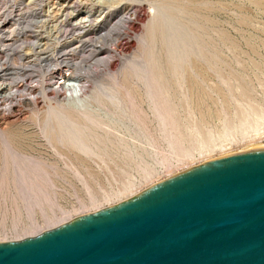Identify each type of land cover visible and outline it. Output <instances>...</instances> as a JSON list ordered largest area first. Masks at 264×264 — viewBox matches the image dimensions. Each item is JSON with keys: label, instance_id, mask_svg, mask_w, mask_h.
Segmentation results:
<instances>
[{"label": "rangeland", "instance_id": "374dc122", "mask_svg": "<svg viewBox=\"0 0 264 264\" xmlns=\"http://www.w3.org/2000/svg\"><path fill=\"white\" fill-rule=\"evenodd\" d=\"M141 35L155 76L120 74L122 61L141 50ZM145 78L163 102L152 105ZM0 131L20 156L41 163L46 195L35 208L26 206V192L17 200L0 142V243L262 147L264 0H0ZM177 154L185 161L178 164Z\"/></svg>", "mask_w": 264, "mask_h": 264}, {"label": "water", "instance_id": "95a60500", "mask_svg": "<svg viewBox=\"0 0 264 264\" xmlns=\"http://www.w3.org/2000/svg\"><path fill=\"white\" fill-rule=\"evenodd\" d=\"M0 264H264V146L208 160L33 237Z\"/></svg>", "mask_w": 264, "mask_h": 264}, {"label": "bare ground", "instance_id": "6f19581e", "mask_svg": "<svg viewBox=\"0 0 264 264\" xmlns=\"http://www.w3.org/2000/svg\"><path fill=\"white\" fill-rule=\"evenodd\" d=\"M128 1V0H127ZM169 15V14H168ZM123 16V15H122ZM162 17V16H161ZM155 20V19H154ZM163 21V20H162ZM153 22V24H152V27H153V25H154V22L155 21H152ZM168 23V22H167ZM150 25H151V23H150ZM113 26V25H112ZM155 28H156V26H154ZM169 27H171V26H169ZM154 28V29H155ZM165 28H166V26H165ZM150 29V32H151V30L153 29V28H149ZM173 29V28H172ZM171 29V30H172ZM177 29V28H176ZM169 30V29H168ZM152 31H154V30H152ZM173 32V31H172ZM112 33V32H111ZM170 34V33H169ZM175 34V33H174ZM85 35V34H84ZM101 35V34H100ZM143 35V34H142ZM138 36V38H136L137 39V41L138 42H136V44L138 43V44H141L140 46H141V50L140 51H135L136 53H132L131 55H129L130 57H129V60H128V62H126L127 60V58H125V60L124 61H122V63H121V66L123 65V63L125 62V64L122 66V68H120L121 69V71H120V74H124V73H128V74H137V76H139V75H141V76H149V77H154L155 76V73L153 74L152 72H150L149 70H151V69H153L154 70V68H155V66H153V65H151V64H146V62H148V61H146L145 63H144V59L146 58V59H151L152 57H151V53H150V50H148V51H144L143 50V48L145 47V42L147 41H145V35L144 36ZM151 35V34H150ZM171 35H173L172 33H171ZM135 36V35H134ZM176 36V35H175ZM174 36V37H175ZM122 37V36H121ZM149 37V36H148ZM164 37V36H163ZM169 37V36H168ZM172 37V36H171ZM180 37V36H179ZM103 37H101V39H102ZM108 38V37H107ZM152 38V37H151ZM166 38H167V36H166ZM90 39V38H89ZM133 39V38H132ZM172 39V38H171ZM174 39V38H173ZM178 39V38H177ZM180 39V38H179ZM178 39V40H179ZM148 40H150V38L148 39ZM169 40V39H168ZM136 41V40H135ZM151 41V40H150ZM169 42V41H168ZM172 42V41H171ZM180 42V41H179ZM178 43V42H177ZM171 44V43H170ZM172 44H173V42H172ZM147 46H148V44H146ZM177 45V44H176ZM109 46V45H108ZM146 46V48H144V49H149L148 47ZM178 47V46H177ZM2 48V47H1ZM90 48V47H89ZM176 48V47H175ZM182 48H184V47H182ZM70 49V48H69ZM185 49V48H184ZM184 49H182V50H184ZM188 49V48H187ZM187 49H185L186 51H188ZM81 50V49H80ZM184 50V51H185ZM172 51V50H171ZM181 51V50H180ZM202 51V50H201ZM157 52V51H156ZM178 52V51H177ZM186 53V52H185ZM189 53V52H188ZM92 55V54H91ZM107 55H108V53H107ZM113 55V54H112ZM117 55V54H116ZM112 57V56H111ZM172 57V56H171ZM180 57H182L181 55H180ZM186 57V56H185ZM105 58H106V56H105ZM124 58V57H123ZM131 58V59H130ZM65 59V58H64ZM104 59V58H103ZM112 59V58H111ZM169 59V58H168ZM189 59V58H188ZM94 60V59H93ZM185 59H181V62H183ZM106 61V60H105ZM160 61V60H159ZM166 61H168V60H166ZM176 62H177V58H176V60H175ZM174 61V62H175ZM170 63H172L171 62V60L169 61ZM174 64V63H173ZM93 65V64H92ZM95 65V64H94ZM179 65H180V63H179ZM157 67V66H156ZM170 67H171V65H170ZM178 67H180V66H178ZM177 67V68H178ZM172 68H173V66H172ZM174 68H175V66H174ZM117 70V73L119 72ZM117 73L115 74V75H117ZM134 75V76H135ZM157 75V74H156ZM59 76V75H58ZM62 78H61V76H59V79H58V82L56 83V85H58V84H62L61 82H60V80H61ZM114 79H115V77H114ZM116 80V79H115ZM148 80V79H147ZM156 80H157V78H156ZM165 81V80H164ZM64 83V82H63ZM109 83V82H108ZM112 83V82H111ZM115 83V82H114ZM145 84L146 86H150V87H152L151 89H149V90H147L148 91V93L150 92V95H149V97H150V102L152 103V105L154 106V105H156V103L158 104V103H160V102H163V101H161V96L159 97V95L158 96H156V95H153L152 93H155V90H156V87H155V82L151 79V81H146V78H145V81H143L142 82V84ZM166 83V82H165ZM113 84V83H112ZM116 84V83H115ZM118 84V83H117ZM116 84V85H117ZM157 85V84H156ZM165 85V84H164ZM115 86V85H114ZM118 86H120V85H118ZM110 87H112V86H110ZM96 88V87H95ZM123 88V87H122ZM121 88V89H122ZM108 89V88H107ZM161 89V88H160ZM167 89V88H166ZM166 89H165V91H166ZM103 91H105V90H103ZM107 92H109V90L107 91ZM157 92H158V94H161V95H164L165 93H164V91L163 90H157ZM157 92H156V94H157ZM14 93V92H13ZM168 93V92H167ZM107 93L105 92V94L104 95H106ZM109 94V93H108ZM107 96V95H106ZM128 96V95H127ZM148 97V98H149ZM107 98V97H106ZM110 98V96H108V98L107 99H109ZM112 99L114 98V97H111ZM169 98V97H168ZM130 99H132V98H130ZM110 100V99H109ZM112 101V100H111ZM127 101V100H126ZM161 106V105H160ZM157 107V106H156ZM167 107V106H166ZM171 108V107H170ZM163 109V108H162ZM167 109V108H166ZM158 110V109H157ZM168 110V109H167ZM49 111H51V110H49ZM73 111V110H72ZM52 112V111H51ZM55 112H56V110H55ZM163 112H164V110H163ZM50 113V112H49ZM53 113V115H55L54 114V112H52ZM58 113H60V112H58ZM66 113V112H65ZM65 113H63V114H65ZM161 113V112H160ZM57 114V113H56ZM168 114V113H167ZM57 115H59V114H57ZM67 115V114H66ZM166 115V114H165ZM60 116H61V114H60ZM160 116H162V115H160ZM159 116V117H160ZM49 116H47V118H48ZM54 118H55V116H53ZM53 117H51V118H53ZM69 117V116H68ZM84 117V116H83ZM158 117V116H157ZM168 117V116H167ZM46 118V119H47ZM50 118V117H49ZM58 118L59 117H57V120H58ZM61 118V117H60ZM160 118H162V117H160ZM159 118V119H160ZM166 118V117H165ZM170 118V117H169ZM68 119V118H67ZM163 119V118H162ZM162 119H160V120H162ZM171 119V118H170ZM247 119V118H246ZM249 119V118H248ZM256 119V118H255ZM55 120V119H54ZM245 120V119H244ZM258 120V119H257ZM69 121V120H68ZM163 121V120H162ZM60 122V121H59ZM58 122V123H59ZM62 122H63V120H62ZM65 122V121H64ZM71 122V121H70ZM250 122V121H249ZM56 124H57V122H55ZM89 123V122H88ZM244 123V122H243ZM70 124V123H69ZM73 124V123H72ZM166 124V123H165ZM168 124H169V122H168ZM66 125H67V123H66ZM170 125V124H169ZM250 125V124H249ZM248 125V126H249ZM60 126H62V124L60 125ZM59 126V127H60ZM64 126H65V124H64ZM68 126V125H67ZM93 126V125H92ZM164 126V125H163ZM173 126V125H172ZM242 126V125H241ZM165 127V126H164ZM174 127V126H173ZM48 128V127H47ZM69 127H67V129H68ZM73 128V127H72ZM88 128V127H87ZM161 128V127H160ZM58 129L59 128H57L56 130L58 131ZM64 129V128H63ZM63 129H60V130H62V131H65V130H63ZM70 129V128H69ZM44 130V129H43ZM77 131L79 130V129H76ZM163 130V129H162ZM175 130H176V128H175ZM54 131V130H53ZM80 131H81V129H80ZM79 131V132H80ZM84 131V130H83ZM82 132V131H81ZM197 132V131H196ZM62 133V132H61ZM65 133V132H64ZM73 133H74V131H73ZM83 133V132H82ZM78 134V132L76 133L78 136H80V137H82L81 135H83L84 136V133L83 134ZM42 134V133H41ZM74 135V136H76V138L78 137L77 135ZM87 134V133H86ZM167 134V133H166ZM179 134V133H178ZM56 135V134H55ZM61 134H59V136H60ZM173 135V134H172ZM63 136V135H62ZM67 136V135H66ZM70 136H72V135H70ZM86 136V135H85ZM166 136V135H165ZM174 136H176V135H174ZM64 137V136H63ZM67 138V137H66ZM68 138H69V136H68ZM75 138V137H74ZM224 138V137H223ZM57 139H58V137H57ZM77 139H79V137L77 138ZM178 139H179V137H178ZM212 139V138H211ZM73 140V139H72ZM225 140H226V136H225ZM68 141V140H67ZM78 141H80V139L78 140ZM176 142L178 141V140H175ZM213 141V140H212ZM0 142H1V144L3 145V150H4V152H3V156L5 155V163H6V161L8 160L9 162H11L10 164H12L13 165V170L11 171V173L13 174L12 176H13V178H16L17 179V181H16V185L18 186V189L19 190H17L18 191V198L19 199H17V200H22L24 197H22V193H24V192H26V196H25V194H23V196H25V198H26V200H25V198L23 199L24 201H25V204H26V206L28 207V208H32V207H40L41 206V204L43 203V201H45L46 200V195H45V193L43 194L42 193V190L43 189H41V186H40V183H39V180L41 179V177H42V174L41 173H43V176H44V172H42L43 171V169H42V166H41V163L40 162H38V161H36V160H33V159H26V157L25 158H23L22 156H20L10 145H9V141L7 140V138H6V136L4 135V132L2 131H0ZM60 143V142H59ZM69 143V142H68ZM73 143L75 144V145H73ZM70 142V144L72 145V146H75L76 147V145H78L77 143V141L75 140L74 142ZM174 143V142H173ZM69 144V145H70ZM80 144V143H79ZM203 144V143H202ZM208 144V143H207ZM213 144V143H212ZM83 145V144H82ZM214 145V144H213ZM79 147V146H78ZM81 147V146H80ZM79 147V148H80ZM87 147V146H86ZM208 147V146H207ZM73 148V147H72ZM79 148H77V149H79ZM83 148V147H82ZM89 150V149H88ZM176 150V149H175ZM176 152V151H175ZM83 154V153H82ZM188 156V155H187ZM188 158V157H187ZM182 161H185V156H184V154H177V159H176V162L178 163V162H182ZM187 161V160H186ZM179 164V163H178ZM8 166V165H7ZM4 167H6V164L4 165ZM9 167V166H8ZM11 168V169H12ZM5 170V172H6V168H4ZM8 169H10V168H8ZM4 171L2 170V174H3V176H5L4 175ZM9 172V171H8ZM149 176V175H148ZM45 177V176H44ZM6 178V177H5ZM43 178V177H42ZM4 179V178H3ZM46 179V178H45ZM45 179H43V181L45 180ZM147 179V176L145 177V180ZM14 180V179H13ZM15 181V180H14ZM41 181V180H40ZM14 183V182H13ZM41 183H42V181H41ZM3 182H2V186H3ZM12 184V183H11ZM129 184V183H128ZM127 184V185H128ZM8 185V184H7ZM1 186V187H2ZM13 186V185H12ZM3 188V187H2ZM131 189H132V184L130 185V186H128L126 189H124V190H122L123 191V194L125 193L126 195L128 194V192L130 191L131 192ZM121 191V192H122ZM133 192V191H132ZM132 194V193H131ZM125 195V196H126ZM124 196V197H125ZM16 197V196H15ZM114 197V196H113ZM118 197V196H117ZM119 197H120V195H119ZM121 198V197H120ZM106 200V199H105ZM109 201H111V200H109ZM107 202H108V200H107ZM95 203V202H94ZM17 204V201L15 202V205ZM53 204V203H52ZM88 204V203H87ZM100 204V203H99ZM46 221H51L52 222V219L50 218L49 220H46ZM52 224V223H51ZM33 225V224H32ZM33 227H36V224H34L33 225ZM32 227V228H33Z\"/></svg>", "mask_w": 264, "mask_h": 264}]
</instances>
